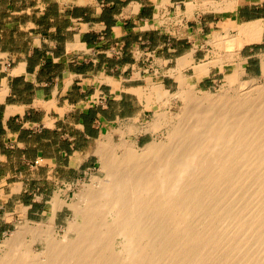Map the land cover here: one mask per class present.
<instances>
[{"label": "bare ground", "instance_id": "obj_1", "mask_svg": "<svg viewBox=\"0 0 264 264\" xmlns=\"http://www.w3.org/2000/svg\"><path fill=\"white\" fill-rule=\"evenodd\" d=\"M238 28L210 40L232 49L244 35L263 39L261 20ZM190 55L178 60L185 88L173 95L182 111L157 113L147 126L167 128L165 138L143 147L123 139L122 153L102 139L104 176L68 204L66 232L54 216L27 220L0 244V264H264V75L244 79L240 63L222 91L197 90L183 74ZM212 64L224 61L193 67L205 76ZM132 90L148 103L172 97L161 85ZM64 204L58 194L52 201L55 211Z\"/></svg>", "mask_w": 264, "mask_h": 264}, {"label": "crops", "instance_id": "obj_2", "mask_svg": "<svg viewBox=\"0 0 264 264\" xmlns=\"http://www.w3.org/2000/svg\"><path fill=\"white\" fill-rule=\"evenodd\" d=\"M205 15H213L211 25L221 30L237 32L256 20L264 26V0H5L0 6V168L24 174L29 169L14 170L15 162L29 168L30 161L41 159L56 183L63 159L69 168H81L79 156L91 150L93 138L86 125L73 120L77 113L72 111L96 104L110 77L107 63L126 58L136 63L158 37L165 46L175 39L189 45L185 34L195 23L204 29ZM251 43L257 42L244 45ZM187 54L193 61L188 49L178 57ZM134 67L118 65L117 71ZM45 131L50 136L40 143L37 138ZM77 135L87 142L83 150ZM9 178L0 179V190L12 188Z\"/></svg>", "mask_w": 264, "mask_h": 264}, {"label": "rangeland", "instance_id": "obj_3", "mask_svg": "<svg viewBox=\"0 0 264 264\" xmlns=\"http://www.w3.org/2000/svg\"><path fill=\"white\" fill-rule=\"evenodd\" d=\"M5 4V0H0V6ZM205 28L201 23H195L187 31H177V34L189 36L191 43L185 44V40H174L173 45H162L158 37L154 40V45L147 54L138 55L136 63H130L129 58L121 62L109 61L107 67L109 78L105 79L102 89L103 94L96 97V104L88 110L78 109L72 111L77 113L73 120L87 126V133L93 138L91 150L81 151L78 163L81 168L74 170L68 167V161L63 159V167L58 169L56 176L61 182H54V174L50 172L48 164H44L41 159L30 161L29 168L20 167L14 163L15 169L28 170V173L8 174L0 168V179L10 175L9 184L12 188L0 190V244L6 238L11 237L17 226L27 220L32 222L49 221L54 216L55 228L59 235L66 232L69 220L73 217V210L68 206L76 200V194L86 184L93 182V177L104 176L101 169V157L99 145L102 139L110 136L114 143L120 145L118 152L122 153V140L126 142L135 141L138 146L143 147L153 139L161 140L167 135V128L163 127L158 131L148 129L150 122L154 121L157 113L167 112L169 117H174L182 111L183 100L176 95L183 88L178 78V55L181 52L190 50L193 54L191 65L183 69V74L187 76L188 82L195 85L197 90L220 92L228 85V75L233 72L234 65L244 64V79L253 77L262 78L264 75V39L261 42L251 41L244 38L243 44H235L232 49L221 48L215 45L210 38L217 31L225 33L219 26H212L213 15H205ZM212 35V36H211ZM257 42L244 45L245 42ZM188 46V47H187ZM174 49L175 52H172ZM113 57H117V51ZM173 55V56H172ZM127 56V55H126ZM220 56L224 64L213 65L209 73L198 78L194 65L200 63L214 62ZM134 64L130 70H118V65ZM109 84V86L106 85ZM152 84V85H151ZM155 85H161L171 93L169 102L155 101L148 103L145 97L140 96L134 88H144L145 90ZM99 82L94 85L95 89ZM108 87V89H107ZM118 90L117 93L112 92ZM118 98V100H116ZM120 99V100H119ZM122 99V100H121ZM108 103V105H104ZM90 110H93L89 113ZM120 116V121L117 117ZM41 128V127H40ZM62 128L67 132L70 130L68 122H63ZM73 132V129H72ZM50 132L45 131L37 138L38 141L49 138ZM79 150L87 145L82 137L77 135ZM89 146V143H88ZM63 147H66L63 145ZM82 149V150H83ZM45 152L50 154L52 149L45 147ZM32 152L29 153L32 156ZM30 158V157H29ZM47 165V166H44ZM24 179V184L20 180ZM2 180V179H1ZM59 195L66 204L55 211L52 201ZM36 250L43 248V243L38 241L35 244ZM2 252V251H1Z\"/></svg>", "mask_w": 264, "mask_h": 264}, {"label": "trees", "instance_id": "obj_4", "mask_svg": "<svg viewBox=\"0 0 264 264\" xmlns=\"http://www.w3.org/2000/svg\"><path fill=\"white\" fill-rule=\"evenodd\" d=\"M93 110H90L89 113H91Z\"/></svg>", "mask_w": 264, "mask_h": 264}]
</instances>
